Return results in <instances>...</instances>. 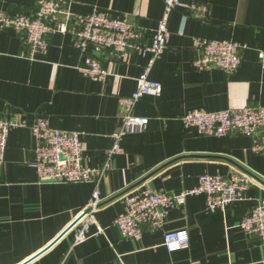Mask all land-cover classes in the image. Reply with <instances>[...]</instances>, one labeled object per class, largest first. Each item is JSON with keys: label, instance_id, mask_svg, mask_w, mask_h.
<instances>
[{"label": "crops", "instance_id": "1", "mask_svg": "<svg viewBox=\"0 0 264 264\" xmlns=\"http://www.w3.org/2000/svg\"><path fill=\"white\" fill-rule=\"evenodd\" d=\"M181 1L203 5L206 12L200 17L171 12L166 48L150 74L161 92L130 109L125 101L136 90L147 56L129 53L118 59L110 51L89 49L109 71L105 81L95 82L80 74L84 55L71 36L50 37L47 53L30 59L22 36L0 29V119L24 123L9 132L0 165V264H262L259 238L239 228L264 199V159L252 151L255 138L203 136L184 128L181 117L191 110L264 106V69L258 60L264 52V0ZM38 2L0 0V13L30 16ZM64 8L70 28L77 27V18L101 12L125 18L150 45L164 0H64ZM194 39L239 43L237 71L195 69ZM128 111L149 123L140 133L117 138ZM37 119L79 134L83 165L89 168H100L112 147H119L112 169L97 185L102 201L96 222L78 245L73 231L55 240L85 209L95 184L39 181L30 167L36 143L29 127ZM232 173L246 176L249 186L243 199L224 211L207 212L205 196L195 195L168 210L161 230L145 227L138 241L122 239L114 225L128 193L150 189L177 195L195 187L200 176ZM179 230L187 232L189 244L170 253L163 235Z\"/></svg>", "mask_w": 264, "mask_h": 264}, {"label": "built area", "instance_id": "2", "mask_svg": "<svg viewBox=\"0 0 264 264\" xmlns=\"http://www.w3.org/2000/svg\"><path fill=\"white\" fill-rule=\"evenodd\" d=\"M175 10H185L200 17L205 14L206 7L184 4L181 0H164V13L150 45L142 42L141 35L125 18L114 19L101 12L77 18V27L70 28L64 0H39L36 10L30 16L0 13V29L12 30L21 35L28 46L30 59L47 53L50 37L56 34L71 36L75 47L84 55L83 63L79 66L80 74L95 82L105 81L109 71L89 54V49L96 52L110 51L118 59H124L129 53L147 56L148 61L137 80L136 90L125 101L130 109L136 101L146 96H158L161 92V85L152 81L150 74L166 48L169 37L167 22L171 12ZM193 46L198 55L193 61V67L197 70L218 68L232 75L240 65L239 54L243 46L239 43L194 39ZM258 60L264 69V52L258 53ZM181 122L184 128H194L203 136L220 138L237 134L255 138L252 151L264 159V106H245L217 112L191 110L181 117ZM148 123L147 118L134 116L128 111L123 117L117 138L140 133ZM23 126L24 123L19 118L0 119V165L3 163L9 132ZM29 130L36 143L35 161L30 167L35 170L39 181L95 184L88 204L76 219L81 218L71 230L74 232L73 244L78 245L88 239L90 228L96 222L95 212L102 201L97 185L112 169V157L119 152V147L117 144L112 147L100 168H89L83 165L84 148L79 134L54 130L44 119L34 121ZM248 186L246 176L232 173L227 176H200L195 187L177 195L150 189L131 192L123 197L124 212L114 220V225L122 239L138 241L145 227L161 230L168 210L181 208L187 197L204 195L207 212L224 211L229 205L243 199ZM239 228L245 234L259 238L264 264V199L259 200L250 215L240 221ZM163 244L168 252H176L188 246L189 237L183 230L165 232Z\"/></svg>", "mask_w": 264, "mask_h": 264}, {"label": "water", "instance_id": "3", "mask_svg": "<svg viewBox=\"0 0 264 264\" xmlns=\"http://www.w3.org/2000/svg\"><path fill=\"white\" fill-rule=\"evenodd\" d=\"M96 57L98 56V54H94ZM81 218V216L78 219H75L74 222H72V224H70L61 234L60 236L55 240L58 241L60 240L62 237H64L66 234H68L69 232H71L73 226L77 223V221ZM55 242H53L51 245L47 246V248H45L44 250H42L39 254H37L38 257L39 255H41L42 253H44L45 251H47Z\"/></svg>", "mask_w": 264, "mask_h": 264}]
</instances>
